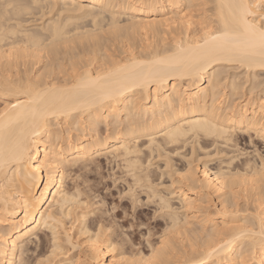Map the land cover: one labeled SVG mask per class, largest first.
<instances>
[{"label":"bare ground","instance_id":"6f19581e","mask_svg":"<svg viewBox=\"0 0 264 264\" xmlns=\"http://www.w3.org/2000/svg\"><path fill=\"white\" fill-rule=\"evenodd\" d=\"M262 33L264 0H0V264H264ZM101 160L143 242L67 182Z\"/></svg>","mask_w":264,"mask_h":264},{"label":"rangeland","instance_id":"374dc122","mask_svg":"<svg viewBox=\"0 0 264 264\" xmlns=\"http://www.w3.org/2000/svg\"><path fill=\"white\" fill-rule=\"evenodd\" d=\"M254 139H255V137H254ZM257 140H259V139H255V141H256V143L257 144H259L258 142H257ZM257 146H260V149H262V145H257ZM264 153V152H263ZM104 160H101V162H100V168H103V169H100V168H98L99 170L97 171L96 170V174H95V172L94 171H92V172H88V173H85L86 172V170H84V172L83 171H81V170H78L79 171V174L78 175H73L74 174V172H72L71 174V176H70V179H68V181H67V179H66V181L69 183V184H71L72 186H74L77 190H80L81 192H80V194H81V196L83 195V194H85V197H81V196H79V198H80V200H86V198H88V200H89V202L91 201V202H93L92 200H94L96 197V199H97V201L96 200H94V203L92 204L91 202H90V204H92V205H94V207L92 208V206L91 205H89V203H87V205H83L84 206V208H86L87 206H88V210H90L91 208L92 209H97L98 207L100 208L101 206H102V204H101V202L102 201H104V199H105V203L103 204V206L101 207L102 209L100 210L99 208H98V210L99 211H97L98 213H101L100 211H102V214L104 213V217L105 218H108L109 216V220L111 221V220H113V222H114V220L116 221V222H114V226H116L117 227V225H122V227L124 226V232H126V233H130V235L131 236H133L134 238H135V240H134V242H138V240L140 239V237H141V242H143V239L144 238H146L147 236H139L138 235V233L140 232V230H145L147 227V224H151L153 221L151 220V219H153V218H151L150 216L152 215L151 214V211L150 210H148V209H145L146 211L144 212V213H142V218H145V228L143 227V226H141V227H143L142 229H141V227L140 228H138V222L140 221V219H138V218H135L134 217V215L131 213V211H132V209L129 207V205L127 204H125V203H128V202H126L127 200H125L126 198H124L123 197V195L121 194V193H119L118 194V192H116V191H119V190H117V189H113V188H115V185H117L118 183L116 182V184L115 183H113V182H111V181H113V177L114 176H111V174L112 175H115L116 174V176L115 177H117V175H118V168H116V170H115V167L116 166H114V164H112V163H110V162H105V164H104V162H103ZM106 163H107V165H106ZM112 164L113 165V168H114V170L116 171V173L115 174H113V172H114V170H113V168H112V170H111V167H112V165H111V167H110V164ZM91 167V166H90ZM105 167H106V169H105ZM108 167V168H107ZM110 167V168H109ZM88 170V169H87ZM103 172H102V171ZM108 170H111L110 172L108 171ZM78 171H75V174L76 173H78ZM81 171V172H80ZM84 174H83V173ZM106 172H108V173H106ZM90 173V174H89ZM108 174V175H107ZM82 177H80V176ZM84 175V176H83ZM102 175V176H101ZM73 176H75L77 179H78V177H80V179H83V177H85L84 179H85V182L83 181V180H77V181H80V182H78V183H76L77 181H76V178L75 177H73ZM105 176V177H104ZM111 176V177H110ZM69 178V177H68ZM112 178V179H111ZM101 179H102V181H101ZM72 180H74V182L72 181ZM91 180H92V182H91ZM100 180V181H99ZM83 181V182H82ZM100 183H99V182ZM117 181H119V180H117ZM91 182V183H90ZM85 183H86V185H85ZM98 183V184H97ZM111 183H113V184H115V185H112ZM83 184H84V186L85 187H83ZM89 185V188H87L88 187V185ZM100 184V185H99ZM104 184V185H103ZM82 185V186H81ZM92 185V186H91ZM81 186V187H80ZM87 186V187H86ZM95 186V187H94ZM80 188V189H79ZM82 188H84V191L85 192H83V194H82V191H83V189ZM88 190H87V189ZM109 188L110 189V191H109V189H108V191H107V189ZM112 189V190H111ZM86 190H87V192H86ZM89 190L90 191H93L92 193L93 194H96L97 193V196L96 195H93V194H91V192L89 193ZM105 190L107 191L106 193H105ZM102 191H104L103 193H102ZM98 193H99V195H98ZM105 193V194H104ZM116 193V194H115ZM87 194H90V196L88 195L87 197H86V195ZM120 195L121 194V197H119V199H122L123 198V200L120 202V207H118L119 206V201L117 200L118 199V195ZM117 195V196H116ZM96 196V197H95ZM99 196V197H98ZM101 197V198H100ZM108 197V198H107ZM82 198V199H81ZM94 198V199H93ZM99 199H101V200H99ZM88 200H86V201H88ZM113 200V201H112ZM97 202L98 203H100V204H98L97 205ZM114 203L115 205H116V209H115V206H114V204H112L113 206H114V209H112L113 208V206H111V203ZM96 203V204H95ZM103 203V202H102ZM86 204V203H85ZM100 205V206H99ZM106 205V206H105ZM108 205H110V207L108 206ZM83 206L82 207H80V205H79V207L78 206H75V208H74V210L76 211V212H78V210L80 211V209L79 208H82L83 209ZM89 206H91V207H89ZM103 207H105V208H103ZM107 207V208H106ZM128 208V209H127ZM130 208V209H129ZM78 209V210H77ZM81 209V210H82ZM87 209V208H86ZM91 209V210H92ZM120 209V210H119ZM109 210H113L114 212H112V213H110L111 211H108ZM123 210V211H122ZM125 210V211H124ZM131 210V211H130ZM105 211L106 212H108L109 214H107V213H105ZM127 211V212H126ZM116 212V213H115ZM126 212V213H125ZM124 213V215H125V217L122 215ZM112 214V215H111ZM129 214V215H128ZM131 214V215H130ZM92 216H93V214H91ZM106 215H109V216H107L106 217ZM113 216V217H112ZM128 216H129V218H128ZM131 216V217H130ZM133 216V217H132ZM121 217V218H120ZM112 218V219H111ZM120 219L119 221L118 220H116V219ZM123 218H125V220H123ZM135 218V219H134ZM72 219V218H71ZM71 219L70 218H67V219H64L65 220V225H67L68 223H70V221H71ZM128 219V220H127ZM133 219H134V221H133ZM149 219L151 220L150 222H148L149 221ZM69 220V221H68ZM122 220V221H121ZM67 221V222H66ZM108 221V220H107ZM136 221V222H135ZM112 221H111V223H113ZM128 222H129V226H131V230L132 231H130V227L128 226ZM64 223H62V224H64ZM117 223V224H116ZM116 224V225H115ZM127 224V225H126ZM134 224H136V225H134ZM68 225H70V224H68ZM128 226V227H127ZM137 226V227H136ZM65 227H68V226H65ZM119 227V229L120 228H122V227H120V226H118ZM117 227V228H118ZM136 227V228H135ZM150 227V226H149ZM127 228H128V231H126L127 230ZM138 228V229H137ZM123 229H122V231H123ZM136 229V230H135ZM121 230V229H120ZM137 230H139V231H137ZM133 234V235H132ZM140 234V233H139ZM138 237V238H137ZM150 237H152V236H150ZM153 237L154 238H156V235H153ZM153 237L152 238H150V239H153ZM139 240V241H140Z\"/></svg>","mask_w":264,"mask_h":264},{"label":"snow or ice","instance_id":"6c2138e0","mask_svg":"<svg viewBox=\"0 0 264 264\" xmlns=\"http://www.w3.org/2000/svg\"><path fill=\"white\" fill-rule=\"evenodd\" d=\"M262 35H264V33H262Z\"/></svg>","mask_w":264,"mask_h":264}]
</instances>
